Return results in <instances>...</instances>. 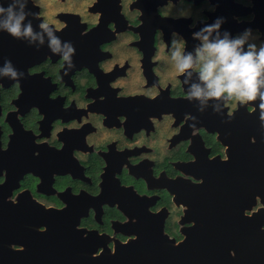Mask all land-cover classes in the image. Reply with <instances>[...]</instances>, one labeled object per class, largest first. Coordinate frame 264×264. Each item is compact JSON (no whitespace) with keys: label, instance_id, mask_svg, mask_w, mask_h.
I'll return each instance as SVG.
<instances>
[{"label":"flooded vegetation","instance_id":"1","mask_svg":"<svg viewBox=\"0 0 264 264\" xmlns=\"http://www.w3.org/2000/svg\"><path fill=\"white\" fill-rule=\"evenodd\" d=\"M27 10L34 28L46 21L73 44L75 66L65 75L47 45L0 32V67L24 73L0 78V208L37 205L92 257L140 239L156 245L161 230L182 242L213 213L220 190L211 189L226 184L227 115L258 108L199 113L171 42L183 38L191 51L193 33L223 18L221 33L251 29L259 46L264 0H29Z\"/></svg>","mask_w":264,"mask_h":264},{"label":"water","instance_id":"2","mask_svg":"<svg viewBox=\"0 0 264 264\" xmlns=\"http://www.w3.org/2000/svg\"><path fill=\"white\" fill-rule=\"evenodd\" d=\"M228 116L226 184L211 189L220 190L213 213L206 208L182 242L161 230L156 245L140 239L92 257L66 241L68 231H59L48 211L7 202L0 208V264H264V129L259 112Z\"/></svg>","mask_w":264,"mask_h":264},{"label":"clouds","instance_id":"3","mask_svg":"<svg viewBox=\"0 0 264 264\" xmlns=\"http://www.w3.org/2000/svg\"><path fill=\"white\" fill-rule=\"evenodd\" d=\"M29 0H7L0 3V32L16 40L26 42L37 51L47 45L49 51L59 55L65 62V75L74 68L72 57L75 48L70 41H62L56 29L46 21L33 27L29 16L36 13L27 10ZM7 4V6H5ZM223 18H217L194 32L192 39L198 41L191 51L183 47V38L171 42L170 59L175 70L184 77L186 98L197 103L199 113L211 107L214 114L222 115L231 102L241 105L257 103L260 126L264 129V43L257 46L252 30L232 37L221 33ZM7 77L19 82L24 73L11 61L0 67V78ZM193 126L198 123L192 118Z\"/></svg>","mask_w":264,"mask_h":264}]
</instances>
